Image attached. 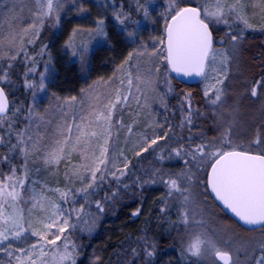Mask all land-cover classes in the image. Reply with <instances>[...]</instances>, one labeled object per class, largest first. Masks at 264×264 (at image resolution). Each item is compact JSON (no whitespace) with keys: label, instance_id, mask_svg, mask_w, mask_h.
<instances>
[{"label":"snow or ice","instance_id":"6c2138e0","mask_svg":"<svg viewBox=\"0 0 264 264\" xmlns=\"http://www.w3.org/2000/svg\"><path fill=\"white\" fill-rule=\"evenodd\" d=\"M72 3L78 12L88 11L78 0ZM21 4L27 8L26 19L25 7L13 4L6 9L7 28L0 24V165L8 166L7 172L0 170V253L7 257L0 264H76L77 245L71 240L70 229L77 224L71 221L75 214L77 222H81V213L85 211L83 204L79 208L74 206L77 197L87 202L109 177L117 186L128 187L123 178L131 173L132 158L124 149L117 153L120 129H126V143L128 138L135 137L134 157L142 158L149 153L161 163L172 159L183 162L180 171L155 167L147 179L137 177L133 183L138 187L162 184L167 189L159 209L162 214L167 213L169 198L179 201L177 223L184 226L188 237L181 247L185 259L195 258L194 264H247L249 261L264 264V123L242 141L234 121L224 119L229 94L225 81L229 80L244 30L257 27L251 22L249 9H259L258 15L264 20V0H166L161 13L164 34L154 38L158 46L149 50L141 44L130 52L112 77L97 82L106 86L103 93L95 86L84 90L79 112L71 117V122L65 109L77 98L60 100L53 94L60 111V119L55 123L47 111L39 110L35 100L22 112L15 102H10L7 86L12 82V69L18 60L25 64L31 62L26 76L36 73L37 61L28 54L27 45L36 42L46 20L59 22L64 0H26V3L21 0ZM138 8L148 15L142 3H138ZM113 17L122 27L128 20L122 11L114 10ZM95 23L92 29L73 30L65 47L73 49L74 57L83 59L88 47L87 42H82L77 48L75 37L86 36L91 40L107 36L104 19H97ZM219 25L226 26L227 31L217 40L214 26ZM259 27L264 30V23ZM124 31L130 39L136 35L126 27ZM46 47L38 55L43 56ZM47 69L48 64L45 72L39 73L38 81L25 80V87L33 90L34 98L36 89L46 91ZM171 73L199 77L203 81L206 104L222 128L218 136L191 134L194 115L199 112L192 106L191 92L183 94L178 125L173 126L167 116L161 122L155 118L159 113L150 111L145 130L134 131L141 112L150 107L149 100L168 110L166 97L174 92ZM161 84L166 91L160 90ZM245 94L252 98L264 96V75L246 82ZM133 103L137 109L129 113L133 119L125 124L118 114L131 108ZM175 127H187L190 135L177 136ZM74 154L76 163L72 162ZM14 157L23 163L18 166ZM33 158L42 160L46 166H59L67 161L65 186L50 188L46 183L30 181L29 161ZM204 169L208 170L207 175L201 177ZM202 188L210 190L223 208L243 225L254 226L261 239L238 243L236 234H230L227 226L209 229L204 216L205 201L200 199ZM118 191L119 187L112 197ZM112 197L106 196L105 200ZM95 203L102 213L104 203ZM139 214V209L132 213ZM145 245V255L153 257L155 244L145 239ZM257 250L259 254L254 255ZM132 251L136 253V249Z\"/></svg>","mask_w":264,"mask_h":264},{"label":"trees","instance_id":"16d2710c","mask_svg":"<svg viewBox=\"0 0 264 264\" xmlns=\"http://www.w3.org/2000/svg\"><path fill=\"white\" fill-rule=\"evenodd\" d=\"M113 1L115 3L116 1L124 2L126 10L135 16L132 0ZM76 23L75 21L64 22L61 31L57 34H51V32L47 31L43 36L44 43H50V48L52 47V49L57 46L61 47L70 36V32ZM224 27L220 31H214L217 40L225 36L227 29ZM240 43L244 44L243 48H246L243 56L250 66L244 72L246 81H239L236 90L228 94L230 96L234 93L235 99L246 95V82L250 83L264 75V31L247 32L246 37H243ZM131 50L130 45L124 41L121 35L116 34V28H112L106 44L97 48L91 54L87 74L86 72L83 73L79 66L76 67L72 64L67 66L64 62L65 60H62L61 56L56 52L55 74L52 75V80H50L48 85L49 93L59 98H70L78 95L89 82L109 79L116 72L117 65L124 61ZM233 70L234 63L232 72ZM232 72L228 83L225 84L226 87L234 79ZM11 80V84L7 86L9 100L10 102H15V106L21 108L22 112L26 111L29 106V98L25 90L23 68H13ZM199 84L184 85L173 81L174 92L169 94L170 111L167 116L172 125H178L175 122L181 119L180 105L183 102V94L191 92L192 106L199 110L194 115V125L191 127V134L194 137L202 134L205 137L212 138L218 136L222 128L212 113L211 107L206 104ZM247 96L257 107L254 109V118L257 114L259 115L258 123L253 124L249 128L248 136H251L264 123V96L258 98ZM260 113L262 116H260ZM235 130L242 136L245 134L246 129L236 127ZM175 132L177 136L185 138L190 135L187 127L182 131H180L179 127H176ZM240 138L245 139V137ZM151 156V154H147L139 161L133 160L131 173L123 181L128 185L127 188L123 187L122 184L117 186L115 182L111 181L109 184L101 186L89 198L90 208L88 212L82 216L83 220L81 222L75 223L77 224L76 228L70 229L71 240L77 245L76 264H88L92 257L94 260L92 263L94 264H158V261L162 259L163 253L168 249L176 248L177 252H181L176 236L174 234L167 235V214L162 215L159 210L163 206L162 198L166 196L167 189L165 190L162 184H149L144 187H138L133 182L137 177L147 179L154 162H158V167H163L165 171L173 172L180 171L184 164L178 159L165 160L161 163L154 161L156 159ZM13 161L18 166L20 165L17 157H14ZM139 162L143 164H137ZM0 170L7 172L8 166L0 165ZM207 171V169H204L200 173L201 177H205ZM117 187H119V191L115 197H112V193L117 190ZM163 189L162 196L155 195V193L160 192V190L163 191ZM207 193L210 200L223 214L227 226H232L237 231L249 236L260 233L259 231H248L242 228L220 209L211 198L208 190ZM106 196L112 198L105 200ZM152 197L156 198L152 203H149ZM96 201L104 203V211L102 213L98 212ZM137 209L140 210V215L133 216L132 213ZM145 239H147L148 243H154L156 246L153 257L145 255ZM133 249H136L135 254L132 251Z\"/></svg>","mask_w":264,"mask_h":264},{"label":"rangeland","instance_id":"374dc122","mask_svg":"<svg viewBox=\"0 0 264 264\" xmlns=\"http://www.w3.org/2000/svg\"><path fill=\"white\" fill-rule=\"evenodd\" d=\"M78 2L82 3L85 8L88 9L86 13H80L77 11L75 4L72 3V0H64V8L60 12L59 15V22L57 23L54 19L46 20L44 27L40 31V35L37 38L36 42L32 45H27V51L28 54L32 57H35L37 64H36V73L35 74H28L27 76L25 75L27 67L31 66V62H28L27 64L17 61L15 63L14 68L19 67L23 68V75H24V83L25 80H31L33 82L39 80V73L40 72H45V65L48 64V69L46 72V91L41 92L39 89H36V96L35 98L33 97V90H30L25 87V90L27 92L28 98H29V105L35 103L39 105V110L44 112L47 111L48 115L50 118L53 119L54 123L60 119V111L56 107L57 102L53 99V94H50L48 91V85L50 80H52V75L55 74V69H54V62H56V52L61 56L62 60L64 59L65 64L68 65H75L76 67L79 66L82 70L83 73L86 72L89 69L90 65V57L93 52L99 48L103 47L106 42L109 40V33L112 28H116V34L121 35V37L124 39L126 43L130 45V48L132 49L131 52L136 50L141 46V44H144L147 46L149 50H151L154 46H158L155 44L154 38L155 37H160L163 36L164 34V19L161 16V13L164 11V6L166 3V0H132L131 2L134 5V11H135V16L133 14H130L126 8L124 2H119L116 1V3L113 0H78ZM26 3V0H25ZM138 3H142L145 8L148 10V15L145 16L144 12L139 10L138 8ZM13 4L20 6V7H25L24 4H21V0H0V24H2V27L4 29L7 28V11L6 9L8 7H11ZM31 5H28L30 7ZM115 11H122L126 16H128V20L126 21V27L128 30L134 31L136 35L133 38H128L125 31L124 27L120 26L117 24L113 17V12ZM259 9H249V14L252 16L251 22L257 27L253 29H245L242 36L246 37L247 32H261L264 31L262 30L259 25L261 23H264V20H261L260 16L258 15ZM24 17L25 19L27 18V8L25 7L24 11ZM103 18L105 21V31L107 32L106 37H97L95 39L89 40L88 37L84 36H77L75 37V43L77 45V48H79V45L82 42H87V51L84 52L83 59H80L79 56L74 57L72 55L73 49L71 48H66L65 44L69 40V37L72 36L73 30L76 28H81V29H92L95 28L96 26V21L97 19ZM67 21H75L76 25L74 28H72L70 32V36L67 38V40L63 43L61 47H56L52 49L50 48V43H44L43 36L44 34L49 31L51 34H57L59 31H61L62 25L64 22ZM217 30H222L224 25H219L215 26ZM226 27V26H225ZM224 27V28H225ZM240 27H243L240 25ZM235 28V26H234ZM227 29V28H226ZM222 38V37H221ZM220 39V38H219ZM106 41V42H105ZM47 46L44 52L43 56L38 55L40 52L41 48L43 46ZM243 45V46H242ZM244 44L240 43L238 46V51H237V56L234 61V70L232 72L233 75V80L230 82L228 89L229 92H234L238 86L239 81H246L244 72H246L250 66L249 62L245 60L243 53L245 52L246 48H243ZM244 50V51H242ZM50 59V64L48 63ZM244 60V61H243ZM121 64V63H120ZM119 64V65H120ZM117 65V68L118 66ZM116 68V70H117ZM230 72V75H231ZM230 77V76H229ZM108 80V79H107ZM107 80H98V81H107ZM98 81L94 82H89L87 83L86 87L80 91L78 95L72 96L76 97L77 101L73 102L70 108H66L69 112V117L68 120L71 122V117L79 112L80 109V100L84 98V90H88L91 87L95 86L98 92L103 93L106 89V86L103 83H97ZM174 81V79H173ZM228 83V81H225V84ZM200 87L203 92V87L204 83L203 81L200 82ZM160 90L166 91V89L163 87V85H160ZM149 95H153V93H149ZM56 97V96H55ZM59 98V97H58ZM66 98H60V100H64ZM169 95L166 97L167 104L169 105ZM228 103L225 105V111H224V119L225 121L233 120L234 121V126L236 127H243L245 130V134L242 136L239 135L240 137H247L249 134V128L253 124L258 123V118L259 115L257 114L254 118V109L257 108L255 103L252 102L248 98L247 95H242V98H236L235 99V94L232 93L230 96L227 97ZM149 108H145L142 112L139 119L138 124L135 126L134 131L137 132H143L145 130V124L147 123L149 119V112L150 111H155L159 113L158 116L155 118L161 122L164 121V117L168 115L170 111V106L167 111L163 109L162 107L159 106V103H153L151 100H149ZM181 106V105H180ZM137 109V106L135 103L131 105V108H125L122 113H119L118 115H121L123 118V121L125 124H128L131 122L133 117L129 115L130 112H134ZM213 113V112H212ZM231 113V115H229ZM260 116L262 114L260 113ZM168 117V116H167ZM180 121L177 120L176 123L179 124ZM218 122V120H217ZM114 123H115V117H114ZM219 123V122H218ZM173 126H176L173 124ZM220 126V124H219ZM176 128V127H175ZM184 129V128H183ZM183 129L180 128V131ZM114 128V132H115ZM149 131H151L149 129ZM126 138V129H120L119 134H118V139L116 143V150L117 153L121 150H125V154L128 155L130 158L133 160L139 161L142 159L144 156H146L149 153H145L142 158H136L134 157V153L132 151V143L135 137H130L128 138V142H125ZM243 141L244 139L241 138ZM152 158H155L153 155L151 156ZM156 159V158H155ZM17 160L20 162V165L23 163L22 159L17 158ZM134 161V162H137ZM157 161V160H154ZM73 163L77 162L76 159V154L73 155L72 159ZM67 164V161L62 162L59 166H46L43 164V161L40 159L33 158L32 160L29 161V167L31 169V175H30V181L31 180H36L38 181L41 185L47 184L48 187L50 188H55V187H60L63 188L66 184V179L64 176V171H65V166ZM137 164H143V163H137ZM159 164L158 162H154L153 166L151 167V171L153 168L158 167ZM132 167V166H131ZM38 170V171H37ZM126 177L123 178V181ZM111 178L109 177L108 182H105V184H109L111 182ZM102 185V186H103ZM30 186L29 185H26ZM75 187H80L79 182L76 183ZM101 187L97 188L100 189ZM166 190V188H165ZM95 191V192H96ZM164 192L160 190V192L155 193V195L162 196ZM202 195L200 197L201 200H204V216L207 220V227L209 229H215L218 226H227L225 219L223 217V214L220 212V210L214 205V203L210 200L208 197L207 191H204L203 188L201 189ZM51 195V193H49ZM92 195L88 197L87 202L85 201L84 198L78 196L77 197V202L74 205L75 207L79 208L80 205H85V211L84 213H81V216L85 215L90 206V200L89 198ZM156 197H152L149 200V203H152V201ZM89 201V202H88ZM88 203V204H87ZM30 206V205H29ZM64 207H69V205H64ZM180 205L179 201L169 198V206L167 210V235L169 234H174L176 236L178 245L180 246V249L182 247V241L186 240L188 237L185 233L184 226L181 224H178V211H179ZM35 212V210H34ZM140 215V214H139ZM164 215V214H162ZM72 223H77L75 214H73L72 218ZM229 229V233H235L237 237L238 243H243L247 241H251L253 238L255 239H261V235L259 234H251V236L244 234L243 232L237 231L236 228L232 226H227ZM223 235V233H221ZM19 243V242H17ZM259 252H257L254 255H258ZM241 259H244L243 253L240 254ZM0 261H7V257L0 253ZM92 260L88 264H94L92 263ZM195 258L191 259H185L182 256L181 252H177L176 248H171L168 249L165 253H163L162 259L158 261V264H194ZM247 264H253L252 261L247 262Z\"/></svg>","mask_w":264,"mask_h":264},{"label":"water","instance_id":"95a60500","mask_svg":"<svg viewBox=\"0 0 264 264\" xmlns=\"http://www.w3.org/2000/svg\"><path fill=\"white\" fill-rule=\"evenodd\" d=\"M215 37V35H214ZM172 77L179 83L184 84V85H196L199 84L201 82V79L199 77H184V76H177L175 73H171ZM209 194L211 196V198L215 201V203L220 207V209L226 214L228 215L231 219H233L236 223H238L242 228L248 230V231H256L254 229V226H247V225H243L242 222H240L238 220V218H236L230 211H228L227 209L223 208V205L217 201L215 199V196L213 193H211L210 190Z\"/></svg>","mask_w":264,"mask_h":264}]
</instances>
